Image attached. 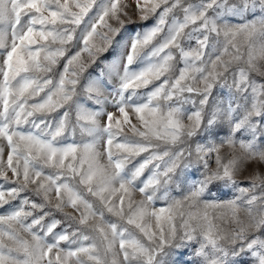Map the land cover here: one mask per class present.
Listing matches in <instances>:
<instances>
[{
    "label": "snow or ice",
    "instance_id": "1",
    "mask_svg": "<svg viewBox=\"0 0 264 264\" xmlns=\"http://www.w3.org/2000/svg\"><path fill=\"white\" fill-rule=\"evenodd\" d=\"M94 5L96 14L81 30L77 40L81 47L67 55L58 82L54 84L50 78L41 79L39 74L52 72L58 58L68 52L65 46L73 42L76 28ZM226 5L227 0H199L197 4H186L185 0H143V3L136 0L141 20H147L149 15L160 10L156 22L131 38L128 53L122 57V74L117 64L108 66L107 75L111 77L115 73L118 84H109L106 71L101 68L95 77L89 78L86 86L89 100H94L97 105L111 104L114 111H107L104 107L98 110L86 108L74 97L87 67L113 45L115 37L134 23L125 10L128 5L122 4L121 0H100L99 3L97 0H71V4L69 0H0V25L3 26L0 27V48L6 49L0 67L3 77L0 81V138L7 141L10 151L6 168L15 178L9 179L2 159L4 146H0V177L5 184L15 185L7 189L0 186V206L20 199L19 208L0 215V264H42L45 258L46 264H68L70 257H75V264H163L157 259L158 255L167 256L172 251L179 254L193 242L199 245L195 255L202 258V264H237L234 258L245 252H250L257 264H264V240L259 237L249 239V226L237 215L243 206L251 218L250 226L264 228V178L257 175L252 184L251 190H254L258 187L256 181L260 182V197L246 196L251 190L240 187L234 179V173L245 160L258 158L264 162V150H259L255 143L258 137L264 139V82L251 79L249 75L251 71L260 72L254 61L264 60V0H240L238 5ZM217 9L233 15L258 11L260 16L239 25L218 23L221 14ZM176 10L183 12L182 20L174 15ZM210 10L214 16L208 14ZM170 14H173L171 22ZM190 25L193 27L186 32ZM9 26L10 48L7 41ZM161 33L160 41L148 54L147 67L132 70L130 66L140 52ZM221 34L226 40L222 51L218 39ZM238 35L245 37L244 50L236 42ZM95 37H99V44L93 42ZM257 37L261 40L259 47L256 46ZM192 39H195L196 47L186 49L184 41ZM41 40L47 43L39 44ZM57 43L59 47L53 49L51 45ZM37 44L39 46L33 50L32 46ZM82 52L88 54V61L81 59ZM226 54H230V59L223 58ZM177 57L183 64L180 68L176 66ZM260 74L264 75V72ZM153 81L159 83L148 93L147 102H138L136 89ZM47 85H53L54 90L50 88L41 101L29 104V100L44 91ZM105 89H110L108 95H105ZM214 89L221 92L227 89L226 106L223 100H216ZM189 104L192 110L184 107ZM65 105L75 106L76 123L82 134L94 139L106 137L109 146L114 144L118 151L128 154L114 156L111 150L108 151V165L114 166L111 173L96 163L99 153L94 152L92 144H85L79 155L75 144H57V138L69 123L67 110L52 123L47 116L28 120L35 112H53ZM130 111L138 117L144 130L132 124ZM185 115L188 124L184 123ZM223 121L230 126L226 139L230 146H235V135L241 130L252 137L247 142L239 141L245 155L227 162L220 155L221 145H204L193 140L201 131L213 130ZM24 123H30L35 131L20 130ZM126 126L142 139L124 136ZM121 136L123 142L117 140ZM161 143L166 147L161 148ZM177 144L180 145L178 149L167 147ZM140 153L147 155L128 175L126 164L131 162L130 157ZM213 154L215 170L209 164ZM194 167L197 171L203 169L202 178L193 181L184 200L190 207L203 203V212L190 211L185 218L183 212L176 211L180 208V200H174L159 211L149 210L146 205L155 201L160 188H165L164 197L167 198V187L174 178L179 179L178 172ZM45 168L52 171L46 172ZM146 169L150 175L138 188L144 200L133 202L130 197L136 190L135 181ZM219 181L235 186L240 195L226 202L202 200L205 192H210L209 186ZM116 182H119V189L113 187ZM29 185H34L31 191L41 197L42 202L37 203L27 196L20 198L21 193L29 190ZM120 190L129 196L126 207L124 195L118 197L119 203L111 198L112 193ZM53 191L55 204L51 203L50 197ZM89 196L98 198L99 209ZM25 206L31 210L26 211ZM69 206L79 213V217L64 213V208ZM209 208L230 210L236 229L231 234L223 233L209 215ZM104 209L118 217L119 222L104 220ZM36 210L39 215L33 214ZM55 212L64 213V220L68 222L60 232L54 231L62 224V220L55 218ZM177 215L181 217L178 224L173 222ZM96 216L100 221L89 223L90 217ZM46 217L51 219L45 222ZM152 218L156 221L154 226L149 223ZM129 226H134L136 231ZM18 229L30 233L32 241L23 239ZM49 235L51 242L47 240ZM4 237L12 244L5 243ZM61 241L89 243H79L74 250L62 255ZM117 242L122 262L116 259L114 247ZM54 249L57 250L55 261L49 257Z\"/></svg>",
    "mask_w": 264,
    "mask_h": 264
},
{
    "label": "rangeland",
    "instance_id": "2",
    "mask_svg": "<svg viewBox=\"0 0 264 264\" xmlns=\"http://www.w3.org/2000/svg\"><path fill=\"white\" fill-rule=\"evenodd\" d=\"M69 2L71 4V0H69ZM97 2L99 3L100 0H97ZM141 2L143 3V0H141ZM239 2H240V0H227L226 7L233 5V4L238 5ZM121 3L128 5V7L125 10L128 11V13L132 17V20L134 21V23L127 26L126 30H124L119 36L115 37L113 45L111 47H109L106 52L101 53L99 55V57L96 59L95 63L90 64V66L87 67V70L80 77V83L77 85V95H76V97H74V99L77 100L80 104H83L86 108H89L91 110H98L99 108L104 107L105 110H107V111H114L111 104H108L106 106L97 105L94 100L88 99V93L86 91V86H87L89 78L95 77L96 74L99 72V70L101 68H104L106 71V77L105 78H106L107 82L111 85L118 84L119 78H118V76L115 75V73H113L111 75V77H109L107 75L108 66L110 64H113V63L117 64L118 65V71L122 74L123 64H124V60L122 59V57L126 56L128 53V48L130 46L131 38L136 33H143L148 28H150L156 22L158 13L160 11V10H158L156 14L149 15L147 20H141L140 15H139L137 8H136V0H121ZM185 3L186 4H189V3L190 4H197V3H199V0H185ZM73 10L79 11L78 9H75V8H73ZM96 11H97V9H96V6L94 5L93 8L89 11L88 15H86L84 17V19L81 21V24L76 28V32L74 34L73 42H71V44L65 46L68 49V52H66L64 57L58 58L57 63L52 66V72L47 73V74H39L41 79L50 78L53 80L54 84L56 82H58L59 76L62 73L63 68L65 66L67 55L69 53L74 54L76 51H78L80 49L81 45H79L77 43V40L79 39V36L81 34V30L88 26V24L90 23V18L95 16ZM217 12H220V14H221L220 19L218 20V23L227 22L231 25H239V24L251 21L254 18L258 19L260 16V13L258 11L255 13L248 12V13H245L243 15H233L232 13L224 12L221 9H217ZM45 14L47 15V13H45ZM208 14L210 16L215 15V13H213L211 10L209 11ZM172 15L173 14H170V16L168 18L169 22H171ZM174 15L181 20L183 19V12L180 10H176L174 12ZM23 19L26 20L27 17H24ZM197 23H199V22H197ZM0 27H3V26L0 25ZM36 27H37V30H39L40 26L37 25ZM192 27L193 26L190 25L189 28L185 29V31L186 32L190 31ZM162 36H163V33H161L159 36H157L151 42V44L146 46L140 52L139 56L134 60L133 64L130 66L132 70H140L142 68L147 67L148 54L150 53L152 46L155 45L156 43H158ZM214 36H215V34H213V37ZM36 39L39 40L38 37ZM218 39L220 41V50L222 51V47L226 43V40L222 34ZM244 40H245V37L243 35H238L236 37V42L242 46V50H244L246 48V44L244 43ZM7 41H8V46L10 48V44H11V28H10V26H9L8 35H7ZM93 42L96 44H99L100 43L99 37H95ZM260 42H261L260 38L257 37V45H256L257 47H259ZM45 43H47V42L42 41V40L39 41V44H45ZM213 43H215V39L213 40ZM39 44L33 45L32 46L33 50H35V48H37L39 46ZM183 46L186 49L189 47L195 48L196 47V41H195V39H192L191 41H184ZM51 47L54 49L56 47H59V44L57 43V44L51 45ZM5 52H6L5 48H0V67H2V62H3V59L5 57ZM22 55H23V53H22ZM223 58L225 60L230 59V54H226ZM81 59L83 61H88L89 60L88 54L86 52H82L81 53ZM177 61H178L177 65H176L177 68L182 67L183 64H182V62L179 61V57H177ZM153 62H155V60ZM254 63L260 69V72H264V60L256 59L254 61ZM73 67H77V65H73ZM260 72L251 71L249 73L250 78L254 79L258 82H264V75H261ZM21 75H24V74L22 73ZM2 79H3V77L0 76V81H2ZM17 79H19V77ZM228 82L231 83V78H229ZM13 83H15V82H13ZM158 83H159V81H153L152 83L148 84L147 86H142V87L136 89V91L138 93V97H137L138 102H140V103L147 102L148 93H150L151 90ZM50 88H53V85L45 86L44 91L39 92L38 95L32 97L29 100V104H31L33 102L41 101V99L45 97L46 93L48 92V90ZM53 90H54V88H53ZM109 91H110V89H105V95H108ZM213 95L217 101L223 100L225 102V106L227 105V101H228L227 89H224L223 92H221V90H219V89H214ZM54 99H55V97H54ZM184 107L186 109L192 110V106L190 104L185 105ZM66 110L69 112V117H68L69 123H68V126L65 129L64 133L60 137L57 138V144L59 146H67L70 144H75L78 148V153H77L78 155L80 153H82L83 146L85 144H92L94 152L99 153V156L96 158V163L99 166H101L102 168H104L107 172L111 173L114 170V166L108 165V159H107L108 151L111 150L113 152L114 156L123 157V156H127L128 154L123 153L121 151H118L115 148L114 144L112 146H109L107 144V138L106 137L94 139L92 136H89L87 134H82L80 131V126L76 123L75 106L68 107V105H65L64 108H59L53 112L38 111V112L34 113V117H29L28 120H32L33 118L39 119V118L47 116L48 121L50 123H52L54 121H58L61 118V116L63 115L64 111H66ZM0 111H2V105H0ZM242 114H243V110L241 109L240 115H242ZM148 118L149 117L146 116V119H148ZM130 119H131L132 124H136L138 128H140L141 130H144L143 124L138 120V117L135 115V113H133L131 111H130ZM184 123L185 124L189 123L186 115L184 117ZM41 127H43V125H41ZM20 130L25 131V132L30 131V130L35 131L34 129H32V125L30 123L22 124L20 126ZM45 131H47V130L45 129ZM213 131L216 132L217 134L212 135L211 132H213ZM229 134H230V126L227 123V121H223L213 130L201 131L197 137L193 138V140L196 143H201L204 145H208L210 143H216L218 145H221L220 155H221L223 161L227 162L230 159L241 157V156L245 155L243 150L240 149V147H239V141L240 140H245L247 142V141H250L252 139L250 133L244 132L243 130H241L240 132H237L235 135V140L237 141L235 146H230L228 143H226V139L229 136ZM123 135L127 136L128 138L133 139V140L142 139V138L136 136L131 131L130 126L125 127ZM117 140L120 142H123V136L117 137ZM255 143H256V146L259 150H264V139H261L258 137L256 139ZM6 145H7V141L4 140L3 138H0V146H4V153H3L2 159H3V162L5 164V169L7 171L9 179L12 180L15 178L12 176L11 170L6 168L7 156H8V153L10 151V149ZM164 147H166V145L164 143H161V148H164ZM167 147L169 148V150H174V149H178L180 147V145L179 144L168 145ZM192 147L193 148L195 147L194 143L192 144ZM146 155H147V153H140L139 155H136L134 158L130 157L131 162L126 164L125 173L130 175L131 171L134 169V167L136 165H138L140 162H142V160L144 159V157ZM66 163H67V160H66ZM14 164H15V160H14ZM209 164H210V167L213 170H215V168H216L215 154H213V156L209 158ZM149 167H151V166H149ZM45 171L50 172V171H52V169L45 168ZM202 172H203L202 168H200V170L197 171V170H195V167L187 169V170L182 171V172H178L179 179L174 178V182L167 187L168 197L167 198L164 197L165 188L162 187L157 192V198L155 199V201L152 204L146 205V206L149 208V210L155 209V210L159 211L160 208H167V206L169 204H171L174 200H180L181 201L180 208L176 209V211L178 213L183 212L185 214V218L187 216V213L190 211H192V212H195V211L203 212V210H204L203 203H200L199 205H196L194 207H190L189 202L184 200V196L187 195V192H188L189 188L191 187L193 181L202 178ZM149 175H150V171L148 169H146L145 172L139 178H137V180L135 181L136 190H133L131 192V197H130L133 202L138 203L141 200H144V197L138 191V188L140 186H142V182L144 180H146ZM257 175H259L261 178H264V162H261L258 158L247 159L242 163V165L239 167V169L234 173V179L236 180L237 184L240 187L249 188L251 190L254 177ZM256 183H257L258 187L254 190H251L248 194H246V196H250L252 194H255L258 197H260L262 195L261 188L259 187L260 182L256 181ZM0 186L7 189V188H11L15 185L11 184V183L5 184L3 181V178L0 177ZM33 187H34V185H29V190L21 193L20 198L27 196L30 200L36 201L37 203L42 202L41 197H38L32 193L31 189ZM113 187L115 189H119V182H116L113 185ZM209 187H210V192L206 191L202 200L226 202L228 200L235 199L237 196L240 195V193L237 191L235 186H233L231 184L226 185L224 181L215 182L213 185H210ZM121 195L125 196L124 206L126 207L127 201L129 200V196L127 194L123 193L122 190L112 193L111 198L113 200H116L117 203H119L118 197ZM50 197H51V203L55 204L56 198H55L54 191L50 194ZM88 198L95 202V207L97 209H99L101 207L98 198H93L90 196ZM19 207H20V199L12 200V201H10L9 204L0 206V215L8 214L11 211H13L14 209H17ZM25 210L28 211L31 209L28 206H25ZM45 210H47V209H45ZM208 212H209V215L214 219V222L219 226L220 230L223 233L231 234L236 229L237 225L232 222L231 212L227 208H223V209L209 208ZM64 213H69L71 215L79 217V213L76 212L74 209H72L70 206L64 208ZM64 213H61V212H55L54 213L56 219L62 220V224L59 225L56 229H54L55 232H60L64 227L67 226L68 222L64 220ZM33 214L39 215L40 214L39 210H36ZM237 215H238V218L243 222L244 225L249 226V228H248L249 239L254 238V237H259L261 240H264V228L256 229V228L250 226L251 222H252L251 218L243 206H241V209L238 211ZM30 219L31 218H29V221H30ZM50 219H51V217H46L45 222H47ZM145 219H148V218L145 217ZM104 220L110 221V222H119V218L114 216L111 213H108L106 209H104ZM180 220H181V217L179 215H177L173 222L178 224L180 222ZM99 221H100L99 216H96L94 218L90 217V219H89V223H96ZM149 223H151L154 226L156 223L155 218H152L149 221ZM163 223H164V221L162 219L161 224H163ZM103 226L106 228V231H110L107 229L106 225H103ZM73 227H76V226L74 225ZM129 227L132 228L134 231H136L134 229V226H129ZM18 231H19L20 236L23 239H25L29 242L32 241V237H31L30 233L25 232L22 229H18ZM85 231L87 232V229H85ZM41 235H43V233H41ZM140 235H142V234H140ZM3 239H4L5 243L10 244V245L12 244L11 241L7 240V237H4ZM51 239H52L51 235H49L47 238L48 242H51ZM79 243H83V244L87 245V243H89V242L88 241H80V242H78V244H69L66 241H61L60 247L62 249H64V253H62V255L66 254V252L70 249L74 250L75 247H77L79 245ZM222 243H225L226 246L231 247L230 245H227V243L225 241H222ZM198 247H199V245L196 244L195 242H193V245L191 247H186L185 249H182L179 254H177L175 251H172L167 256L161 257L158 255L157 259L162 260L163 264H202V258L195 255V250ZM56 251L57 250L54 249L52 253H49V257L53 258L54 261H55ZM114 251L117 254L116 255L117 261L122 262L123 256H122V253H120V251H119L118 242L114 247ZM111 258H112V256L110 253L109 254V260H111ZM229 259L231 260L232 258L230 257ZM234 259L237 262V264H257L255 257H253L250 252H245V253L241 254L240 256L235 257ZM46 261H47V258H45V260L42 262V264H46ZM68 264H75V257H70L68 259Z\"/></svg>",
    "mask_w": 264,
    "mask_h": 264
}]
</instances>
